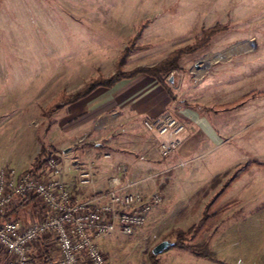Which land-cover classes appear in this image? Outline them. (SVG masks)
<instances>
[{"label":"rangeland","instance_id":"374dc122","mask_svg":"<svg viewBox=\"0 0 264 264\" xmlns=\"http://www.w3.org/2000/svg\"><path fill=\"white\" fill-rule=\"evenodd\" d=\"M217 4L0 0V168L31 170L43 152L60 157L66 182L84 199L109 185L80 189L79 165L101 170V180L109 183L125 166L124 181L144 191L158 189L164 196L134 234L116 231L100 241L110 264H150L153 248L165 240L176 243L177 230L197 223L209 200L236 173L240 179L216 208L234 200L237 205L210 231L182 247L164 249L157 261L264 264V167L241 173L252 160L264 162V22L229 21L230 28L214 36L207 48L184 56L180 67L166 76L175 99L156 79L138 76L45 114L61 92H75L92 77L112 74L142 23L146 25L135 46L145 48L131 53L127 70L154 65L175 49L194 44L205 26L219 21L194 27L187 7L216 9ZM242 96L247 97L240 100ZM167 115L184 130L179 149L164 157L160 146L167 136L149 130L146 122ZM123 120L140 121L143 137L155 136L159 158L148 157L155 150L148 154L132 140ZM30 209L21 211V221H28ZM206 240L215 260L200 258L191 249ZM5 260L0 250V264Z\"/></svg>","mask_w":264,"mask_h":264},{"label":"built area","instance_id":"2783aa9c","mask_svg":"<svg viewBox=\"0 0 264 264\" xmlns=\"http://www.w3.org/2000/svg\"><path fill=\"white\" fill-rule=\"evenodd\" d=\"M146 125L167 136L160 146L162 156L179 149L184 126L177 119L167 115ZM78 169L80 187L95 183L92 167L79 165ZM120 171L104 192L78 199L56 155L35 172L2 166L0 250L6 255L4 264H110L100 241L116 231L134 234L164 197L158 189L146 193L136 183L124 181L127 167L121 166ZM28 201L35 207L27 222L1 219L10 207Z\"/></svg>","mask_w":264,"mask_h":264},{"label":"trees","instance_id":"16d2710c","mask_svg":"<svg viewBox=\"0 0 264 264\" xmlns=\"http://www.w3.org/2000/svg\"><path fill=\"white\" fill-rule=\"evenodd\" d=\"M146 25V22L142 23L139 27L138 33L136 36L129 41L126 48L122 51L119 56L115 71L109 76L106 75H98L89 79L81 88L72 93H67L66 91L61 92L58 96H56L49 106L45 109V114L50 115L52 112H55L66 105H71L76 103L87 96L91 95L94 91L99 88H113L118 83L124 80H131L138 76L144 75L151 78H154L158 81V83L163 86L168 94L172 98H176V95L171 88V86L166 82V76L169 73L177 70L180 66L181 59L190 54H194L200 50L207 48L214 36L219 33L228 30V24H216L213 27H209L203 29L200 36L196 39L194 44H189L172 51L168 56L160 60L154 65L151 66H138L131 70H127L125 65L128 61L129 56L134 50L144 49V46H135L136 41L142 34V31ZM255 94V92L250 93ZM247 97V96H246ZM245 96L241 97L240 100L246 98ZM50 157V156H49ZM49 157H46L45 153H41L37 158V164L30 171L35 172L42 168ZM253 166H261L264 167V162L259 160H252L249 163L245 164L242 168V172H246L250 170ZM241 177V174L236 173L232 175L220 188V190L209 200L207 205L204 208L201 219L193 224L188 230H177V242L172 243L171 246H184L188 242L192 241L196 237L204 235V233L210 231L213 226L222 218V216L232 209L235 205H237V201H231L228 204H225L219 208H216L220 200L225 196V194L231 189L232 185L238 181ZM35 205L31 202H21L16 206H12L9 210L2 216L1 219L4 220H15L21 221L20 213L24 208ZM170 246V247H171ZM169 247V248H170ZM191 249L196 253V255L215 260L217 257L215 253L210 248V241L206 240L203 243L195 244L191 246ZM150 264H159L157 261V256L153 253L152 250V261Z\"/></svg>","mask_w":264,"mask_h":264},{"label":"crops","instance_id":"0c3cea01","mask_svg":"<svg viewBox=\"0 0 264 264\" xmlns=\"http://www.w3.org/2000/svg\"><path fill=\"white\" fill-rule=\"evenodd\" d=\"M252 3H253V5H252ZM217 5H218V7H216V9H214V8L208 9L206 7L200 8L196 5H192V6L189 5L187 7V12L189 14L190 19H192V21H194V23H195L194 27H196V24H199V23L203 24V23H206V21L209 22V20L210 21L211 20H218L219 21L218 23H220V24H228L229 28H230V24L228 23L229 21L250 22L251 24L253 22L254 23L264 22V0H257V1L254 0V2H253V0H218ZM260 6H262L261 9H260ZM218 23H216V24H218ZM216 24L214 23V24L207 25L203 29L213 27ZM223 32H225V31H223ZM141 76H144V75H141ZM146 77H148V76H146ZM161 87L163 89H165L163 86H161ZM108 89H110V88H108ZM165 91H166V89H165ZM167 94H168V92H167ZM173 99H175V98H173ZM147 113H149L151 115L156 114L155 112H153L151 110H147ZM123 121H124V124L126 125L125 131L128 133H131V135H133L134 139H132V140H137L140 147H143V146L145 147L146 153L149 154L152 149L155 150L154 154L152 153L148 157H151V155H153V156L158 155L157 157L159 158L160 156H159V153L157 151L158 147H157V144L154 143L155 142V136L151 135V136H147V138L143 137L144 136V132H143L144 127L140 121H136V120H123ZM93 159H94V157H93ZM96 165L98 166V164H96ZM102 175L103 174H102L101 170L95 171L96 180H95V183L92 185V187L95 190H101L103 188H106L109 185L108 184L109 180L108 181H107V179H104V181L101 180ZM78 187L81 189L79 184H78ZM82 189H84V188H82ZM140 190H142V189H140ZM142 191H144V190H142ZM144 192L149 193L151 191H144ZM76 195H77L78 199H84V196H81L80 194H76ZM33 251H35V249ZM199 257L201 258V256H199ZM201 264H209V262H201ZM219 264H222V263H219ZM223 264H239V263H223Z\"/></svg>","mask_w":264,"mask_h":264},{"label":"water","instance_id":"95a60500","mask_svg":"<svg viewBox=\"0 0 264 264\" xmlns=\"http://www.w3.org/2000/svg\"><path fill=\"white\" fill-rule=\"evenodd\" d=\"M171 245H172V242L168 240L162 241L153 248V253L157 255L161 253L164 249L169 248Z\"/></svg>","mask_w":264,"mask_h":264}]
</instances>
